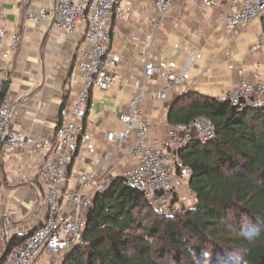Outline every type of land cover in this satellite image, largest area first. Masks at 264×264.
Instances as JSON below:
<instances>
[{"label":"built area","instance_id":"1","mask_svg":"<svg viewBox=\"0 0 264 264\" xmlns=\"http://www.w3.org/2000/svg\"><path fill=\"white\" fill-rule=\"evenodd\" d=\"M31 1L0 0V150L7 158L21 151L42 158L37 165L36 180L43 188L47 215L21 245L14 246L4 264H36L47 253L63 258L69 255L83 242L87 217L97 195L108 190L119 177L127 186L142 192L156 210L165 213L176 210L178 202L174 204V201L180 198L184 181L191 178V169L179 154L192 143H207L216 136L211 121L199 117L189 123L168 126L166 135L157 145L151 141L154 130L146 117L147 101L165 103L171 91L183 89L185 92L191 85L192 69L203 58V52L192 47L187 49L183 66L167 58L157 59L153 54L152 47L169 18V10L179 0H148L157 9L158 18L151 22L155 33L139 32L136 37L141 41V77L121 72L117 55L111 49L119 36L114 20L127 19L132 7L124 0H57L54 8L43 6L28 14L27 19L36 24L52 19L56 29L63 33L74 34L83 25L89 49L69 75L67 93L74 94L75 100L64 104L53 136L36 140L14 131V102L6 95L4 85L10 77V63L20 47L21 36L6 28L4 4L10 3L17 10L30 6ZM219 1L222 0H184L194 9L199 3L211 8ZM143 11L148 12V8ZM260 21H264V0H232L231 11L218 19L236 39L242 36L244 26ZM191 34L196 36L200 32L196 30ZM250 46L252 53H264V31ZM228 67L233 69L231 64ZM157 85L161 86L160 90L156 89ZM96 90L130 93L126 108L118 115L120 129L106 133L107 142L116 149L113 153L106 151L102 161L98 159L99 147L94 135L85 129L86 121H90V96ZM214 98L238 111L263 109L264 81L254 83L242 77L234 88ZM81 152L92 159V167L85 173L76 165ZM134 158L135 166L130 162ZM113 159L130 165L131 170L119 177L111 176L108 165ZM0 238L3 242L9 240L1 219Z\"/></svg>","mask_w":264,"mask_h":264},{"label":"crops","instance_id":"2","mask_svg":"<svg viewBox=\"0 0 264 264\" xmlns=\"http://www.w3.org/2000/svg\"><path fill=\"white\" fill-rule=\"evenodd\" d=\"M56 2L32 0L30 6L17 10L10 3L4 4L6 28L21 36L20 47L10 63V77L4 85L6 95L14 102L12 129L36 140L53 136L64 104L75 100L74 94L67 93V82L71 71L77 68L78 60L89 49L83 25L76 33L68 34L58 31L52 19L43 24L27 19L28 14L43 6L54 8ZM125 2L132 7L127 19L114 20L113 26H118L119 36L113 41L111 49L117 55V66L121 72L141 77L143 65L139 56L142 49L141 41L136 37L139 32L155 33L151 22L158 18V12L148 0L145 3L137 0ZM146 7L148 12L145 13L143 9ZM193 7L184 0L175 3L170 9H174L173 15L168 13L169 18L152 47L157 59L167 58L180 66L185 65L188 47L203 52V58L191 71V85L186 91L214 98L234 88L242 77L254 83L264 81V53L257 55L250 51V45L264 31V21L244 26L242 36L236 39L218 22L223 13L231 11L232 0L219 1L211 8L202 3L197 4L195 9ZM196 30L199 35L191 34ZM160 35L163 40L159 39ZM229 64L233 65V69L228 67ZM256 64L260 66L256 67ZM182 90L171 91L165 103L147 101L146 117L153 124V144L157 145L166 135L170 126L167 112L187 93ZM129 97V92L96 90L91 93L90 121H86L85 129L94 135L101 161L106 151L113 153L116 149L107 142L106 133L107 130L120 129L118 115L126 108ZM77 160L76 165L81 172L91 169L92 159L88 155L81 152ZM41 161V157L29 151L7 158L0 150V219L9 234L7 242L0 238V258L7 251L6 245L11 239L30 235L46 219L43 188L36 180L37 165ZM130 162L134 166L137 164L135 158ZM179 194L178 202H181L185 194ZM191 194L196 200L195 194ZM63 260V256L54 257L47 253L36 264H62Z\"/></svg>","mask_w":264,"mask_h":264},{"label":"trees","instance_id":"3","mask_svg":"<svg viewBox=\"0 0 264 264\" xmlns=\"http://www.w3.org/2000/svg\"><path fill=\"white\" fill-rule=\"evenodd\" d=\"M167 113L170 125L206 117L216 128L213 140L179 154L191 169L195 206L160 212L116 178L97 195L83 242L63 264H218L221 257L225 264H264V108L238 111L187 92ZM28 236L11 239L0 264ZM234 249L242 251L240 261H229Z\"/></svg>","mask_w":264,"mask_h":264},{"label":"rangeland","instance_id":"4","mask_svg":"<svg viewBox=\"0 0 264 264\" xmlns=\"http://www.w3.org/2000/svg\"><path fill=\"white\" fill-rule=\"evenodd\" d=\"M124 1H126V0H124ZM137 1H139L140 3H145L146 2V0H137ZM173 11H174V9L170 10L169 11V15H173ZM159 39L163 40L162 35L159 36ZM160 89H161V86H157V90H160ZM108 169L110 171V175L111 176H115V175L117 176L121 172L125 173V172L131 170V168L128 167L125 163H123V162L117 163L116 160H112L109 163ZM82 173H85V170H83ZM181 192H182V194H185L183 201L178 202L177 206L175 205V208H178L177 210L171 209L170 212H173V213L178 212V211L180 212L185 207H193V206H195L196 200L193 198L192 194L190 193L187 179L184 181V188L181 190ZM229 253H230L229 254V257H230L229 261H235V260L236 261H240V256L242 255V251L234 249V250H230ZM218 260H219L218 264H221V263L225 264L227 262V258L226 257L218 258ZM169 264H172V261H170ZM201 264H212V260H210L209 258L203 259L201 261Z\"/></svg>","mask_w":264,"mask_h":264},{"label":"water","instance_id":"5","mask_svg":"<svg viewBox=\"0 0 264 264\" xmlns=\"http://www.w3.org/2000/svg\"><path fill=\"white\" fill-rule=\"evenodd\" d=\"M74 250H72L69 254H71Z\"/></svg>","mask_w":264,"mask_h":264}]
</instances>
